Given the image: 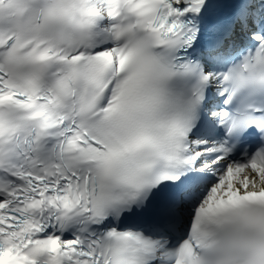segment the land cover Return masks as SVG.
<instances>
[{"label":"snow or ice","instance_id":"obj_1","mask_svg":"<svg viewBox=\"0 0 264 264\" xmlns=\"http://www.w3.org/2000/svg\"><path fill=\"white\" fill-rule=\"evenodd\" d=\"M0 264H264V0H0Z\"/></svg>","mask_w":264,"mask_h":264}]
</instances>
